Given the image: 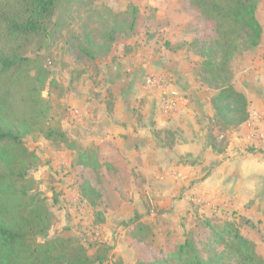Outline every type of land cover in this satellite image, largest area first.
I'll use <instances>...</instances> for the list:
<instances>
[{"label":"rangeland","instance_id":"1","mask_svg":"<svg viewBox=\"0 0 264 264\" xmlns=\"http://www.w3.org/2000/svg\"><path fill=\"white\" fill-rule=\"evenodd\" d=\"M258 17L261 19V13ZM200 18L202 15L183 0H65L55 10L48 33L29 42L23 55L35 58L51 73L41 93L49 106L46 125L68 130L72 141L69 147L47 140L38 133L24 138L27 148L38 156L29 175L36 180L37 188L52 213L49 237L69 226L91 256L100 244L113 246L109 260L103 264H111L114 259H120L124 264H136L145 252L160 257L182 241L188 231H193L199 253L204 257L206 251L198 240L207 236L209 229L201 223L203 218L216 225L232 219L229 210L211 212L210 206L192 200V177L176 185L165 199H153L151 203L149 199L142 200L141 195L133 193L117 209L107 212L101 225H95L91 208L77 190L76 167L80 161L77 152L82 147L95 151V143L99 140H84L73 132L85 120L83 105L73 100L76 94L98 99L100 93L95 96L94 89L106 85L109 79L107 67L116 58L126 63L125 58L131 56L136 61V81L140 85L148 76L158 77L162 82H180L187 88H192L193 84L197 92H201L199 102L207 117L201 127L202 148L211 143L214 151L221 152L229 145L230 133L237 126L224 128L213 118L210 98L214 90L205 80L208 75L203 69V57L198 54L202 46L197 43L198 37L194 32L200 26ZM154 64L163 66L165 72L156 74L155 69H151ZM231 67L233 84L237 90L247 94L244 95L253 116L255 107L251 105L252 99L257 93L263 95L264 92V41L254 52L242 51L235 55ZM130 72L121 70V77L128 78ZM153 89L141 87L139 98H144L146 92ZM163 101L161 109H169L173 105L169 104L168 98ZM74 109L79 113L73 114ZM253 120L249 117L248 121ZM246 128L247 150L260 151L264 146L260 145L264 142V127L260 130L257 125L250 127L248 124ZM256 133L262 137L254 138ZM221 135L223 137L218 138ZM255 141L262 142L258 144ZM186 156V161L192 166V153L182 155L181 161ZM84 176L93 183L100 178L96 168L89 165L85 167ZM159 196L164 195L159 193ZM176 197L183 198L180 204L171 200ZM141 202L145 208L140 206ZM252 218L261 233L256 245L264 256V214ZM137 223L150 227L143 241L148 246L144 253L136 251L132 245L131 231ZM212 247L218 252L222 249L219 244ZM225 264L240 263L232 260Z\"/></svg>","mask_w":264,"mask_h":264},{"label":"trees","instance_id":"2","mask_svg":"<svg viewBox=\"0 0 264 264\" xmlns=\"http://www.w3.org/2000/svg\"><path fill=\"white\" fill-rule=\"evenodd\" d=\"M65 0H0V264H103L113 246L100 244L89 255L87 247L69 226L49 237L52 213L46 199L29 175L38 156L24 143L28 135L72 146L69 133L46 125L49 106L41 93L51 73L23 53L33 38L48 33L58 5ZM201 15L195 35L198 54L208 87L213 118L222 127H236L249 120L248 100L233 84L231 63L242 51H256L264 41L257 19L261 0H183ZM136 12V9H134ZM194 45V44H193ZM33 69V73H31ZM51 81V80H50ZM213 149V144L210 143ZM111 141L95 143V151L82 147L77 168V190L91 208L95 225L105 214L129 200L131 171ZM261 152V151H260ZM86 165L96 168L95 183L85 179ZM232 219L222 224L202 220L209 234L198 240L206 251L203 257L192 233L185 232L179 243L154 257L145 252L144 239L150 227L137 223L132 228L133 247L144 253L136 264H264L256 245L261 233L246 215L230 210ZM213 244L222 246L216 251ZM143 247V248H142ZM111 264H124L114 259Z\"/></svg>","mask_w":264,"mask_h":264},{"label":"crops","instance_id":"3","mask_svg":"<svg viewBox=\"0 0 264 264\" xmlns=\"http://www.w3.org/2000/svg\"><path fill=\"white\" fill-rule=\"evenodd\" d=\"M256 14L264 36V0ZM116 59L117 62L114 60L107 67L106 85L94 89L95 96L100 93L98 99L76 94L73 101L83 105L85 120L73 132L84 140L111 141L131 171L129 197L134 193L150 203L153 199H165L176 185L192 177V200L210 206L211 212L236 210L251 220H254L252 216L264 214V146L260 152L247 150L245 144L248 124L257 125L260 130L264 127V92L252 99L255 108L250 117L254 120L232 130L229 145L224 151L216 152L210 145L202 148L201 127L207 117L199 102L201 92L193 84L187 88L180 82L165 81L175 96H165L156 87L139 98L142 86L136 81V61L131 56L125 58L126 63ZM154 65L151 69L156 74L165 72L163 66ZM124 69L132 71L128 78L121 77ZM166 98H172L175 103L169 109H161ZM188 153L194 158L192 166L186 161L187 156L182 161L180 158ZM171 200L180 204L183 198ZM140 206L145 208L142 202Z\"/></svg>","mask_w":264,"mask_h":264},{"label":"built area","instance_id":"4","mask_svg":"<svg viewBox=\"0 0 264 264\" xmlns=\"http://www.w3.org/2000/svg\"><path fill=\"white\" fill-rule=\"evenodd\" d=\"M160 82V84H159ZM154 77V76H148L144 79V83L141 85L142 89H147V88H158L161 92H164L165 95H169V97L171 96H175L176 93L172 90H170V88L168 87V84L162 81H159ZM170 101V105L174 104V100L172 98H169ZM168 103V102H167ZM73 114L75 113H79L78 109H74V111L72 112ZM254 136L262 137V134H258L256 133Z\"/></svg>","mask_w":264,"mask_h":264}]
</instances>
